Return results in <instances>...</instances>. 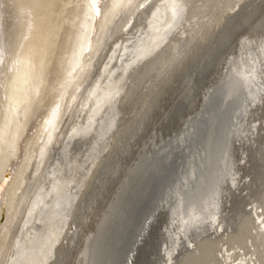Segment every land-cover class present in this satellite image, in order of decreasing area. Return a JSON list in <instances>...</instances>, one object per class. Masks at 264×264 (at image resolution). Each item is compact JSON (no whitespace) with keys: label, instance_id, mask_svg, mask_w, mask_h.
Segmentation results:
<instances>
[{"label":"bare ground","instance_id":"1","mask_svg":"<svg viewBox=\"0 0 264 264\" xmlns=\"http://www.w3.org/2000/svg\"><path fill=\"white\" fill-rule=\"evenodd\" d=\"M88 3L0 0L16 98L41 77L0 144V264H128L160 209L147 264H264V0Z\"/></svg>","mask_w":264,"mask_h":264},{"label":"snow or ice","instance_id":"2","mask_svg":"<svg viewBox=\"0 0 264 264\" xmlns=\"http://www.w3.org/2000/svg\"><path fill=\"white\" fill-rule=\"evenodd\" d=\"M30 2H32V0H30ZM87 6L90 7L94 11L95 15L100 14V11H101L100 0H89V3ZM114 7H119V5H114ZM141 7H143V5H141ZM104 8L105 10H107L108 5L105 4ZM181 11H183V9H181ZM29 30H31V26H29ZM23 39L25 40L28 39V36H24ZM73 52L75 54V49H73ZM34 59H35V54L31 50H29L27 63L31 64L32 60ZM24 63H25L24 58L17 55L16 59L12 62V66L9 67V64L4 59L3 50L0 49V77H3L4 80L8 82L7 87L10 93L9 97L5 101L6 103H8L9 107L7 109L0 110V144L6 142L7 139L9 138L14 139L10 130L12 127L13 120L16 121L17 128H19V115L17 112L18 107L21 104L27 105L30 103L28 99L29 92L31 93V96L33 98H35V96L38 93L37 85H39L40 80H41L40 75L26 74L27 79L23 80V84L29 85V88L27 90H24V99L18 100L16 98V94L19 91L16 87V85L20 81L19 69H20V66L23 65ZM68 74L69 73L67 71V68H65L63 72L61 73V77L66 78ZM4 87H5V84L0 83V90H3ZM60 87L61 86L59 83H57L54 86L50 85L49 88L45 89V94H47V92L52 88H54L57 91V93H59ZM61 98L63 97L61 96ZM25 110L26 111L28 110L27 107L25 108ZM46 114L51 115V116L56 115V113L51 108L47 110ZM197 259L198 257L195 253V250H193L192 253L190 254L189 260L192 262V264H195V261ZM262 259H264V255H262Z\"/></svg>","mask_w":264,"mask_h":264},{"label":"water","instance_id":"3","mask_svg":"<svg viewBox=\"0 0 264 264\" xmlns=\"http://www.w3.org/2000/svg\"><path fill=\"white\" fill-rule=\"evenodd\" d=\"M201 119H202L201 120L202 123L200 124V126H198V129L201 128V130H204L208 124L207 123L208 120H205V118L204 119L201 118ZM198 121H200V120H198ZM196 126H197V122L194 123V127H196ZM193 140H194L193 137H189L187 134L185 142L190 143ZM180 146L177 145V147L172 146V147L168 148V150L160 157L162 160L161 162L163 163L164 166L168 165L167 161L164 162L165 161L164 159H166V156L169 157V155H171L172 151H173V156L170 159L171 163L173 161H175L177 159V157H179L181 155L182 145H180ZM172 148H174V149H172ZM166 153H167V155H166ZM144 206H145V202L143 203V205L141 207L138 206V211L136 212V216H137V214L139 215V213L143 210ZM165 215H166V211L163 209H160V211L158 213L156 212L154 217L152 219H150V226L148 227L145 234L142 235V238L140 239L141 241L138 242L137 249L134 251L135 256L132 257V259L129 261L128 264H147L146 261L148 260L147 258L149 257V254L147 252V246L149 245V240L152 239L154 236L159 234V226H160L161 222L163 221ZM157 246H158L157 244L154 245V248L156 249Z\"/></svg>","mask_w":264,"mask_h":264}]
</instances>
